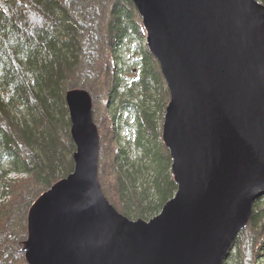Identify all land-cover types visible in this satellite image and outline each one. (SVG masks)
Wrapping results in <instances>:
<instances>
[{
    "label": "water",
    "instance_id": "95a60500",
    "mask_svg": "<svg viewBox=\"0 0 264 264\" xmlns=\"http://www.w3.org/2000/svg\"><path fill=\"white\" fill-rule=\"evenodd\" d=\"M132 2L169 89L177 191L148 220L118 212L99 182L92 95L71 89L75 166L29 210V264H225L264 196V3Z\"/></svg>",
    "mask_w": 264,
    "mask_h": 264
},
{
    "label": "trees",
    "instance_id": "16d2710c",
    "mask_svg": "<svg viewBox=\"0 0 264 264\" xmlns=\"http://www.w3.org/2000/svg\"><path fill=\"white\" fill-rule=\"evenodd\" d=\"M80 1L0 0V189L14 191L12 200L0 206V210H6L0 218V231L12 230L8 227L12 214L30 210L46 189L74 170L76 145L66 102V93L74 88H85L91 93L95 121L104 117L112 119L120 130L132 128L131 135L126 140L119 139L117 144V172L112 179L118 189L111 198L120 199L116 203L125 215L148 220L177 191L172 159L159 133L158 114L166 111L170 95L159 80L160 71H153L159 64L149 48L138 50V26L143 21L137 8L132 0H110V5L105 0H84L89 2L84 8H95L97 13L95 24L91 25L92 22L84 23L78 18ZM14 17L18 19L15 26ZM26 22L34 28L22 27ZM92 28L98 29L100 35L97 30L90 33ZM36 29L43 30L33 34ZM90 34L99 39L102 52L97 56L101 66L88 63L87 68L84 48ZM88 54L91 56L92 52ZM108 62L115 77L110 87L106 84L109 71L103 68ZM92 71L98 74L96 78ZM129 117L134 124L128 125ZM23 172L30 177H7ZM32 177L39 180L37 185L31 183ZM19 198L22 201H16ZM262 203L255 204L249 225L261 222L264 228V216L260 218ZM27 231L28 227L26 235ZM240 234L228 250L225 264H241L233 257L234 252H240ZM12 235L18 240L12 241L16 249L8 246L15 251L10 261L29 264L20 252L26 241L22 240L24 235L16 231ZM252 237V254L243 264H255L252 260L259 254L264 260V236L258 233ZM7 240L3 235L0 244L8 245Z\"/></svg>",
    "mask_w": 264,
    "mask_h": 264
},
{
    "label": "rangeland",
    "instance_id": "374dc122",
    "mask_svg": "<svg viewBox=\"0 0 264 264\" xmlns=\"http://www.w3.org/2000/svg\"><path fill=\"white\" fill-rule=\"evenodd\" d=\"M105 1H107L109 5L112 4V2L110 0H105ZM107 2H105V3H107ZM69 4H72V2H69ZM88 4H89V2L81 0L80 3L77 4L78 5V11H80V12L77 11V15H79L78 18L82 22H84V23L86 22L88 24H89V22H92L91 25H94L95 21H96L95 15H97V13H96L95 8L92 10H90V9L86 10L84 7H86ZM101 8H102V5L100 6V9ZM17 20H18L17 17L13 18L14 26H15V22H17ZM41 21L44 22V19L42 18ZM38 22L40 23V21H38ZM27 24L28 23L26 22V24L22 27H24L26 29L27 28H34L32 24H30V25L29 24L27 25ZM97 24H98V21H97ZM40 30H43V29H40ZM40 30L36 29L35 31H32V32L34 34V33L40 32ZM96 30H97V34H99L98 29H96V28H92L90 33L95 32ZM138 32H139V41H138L139 49L138 50L139 51H144L145 49L148 50L149 47L147 45V30L143 26V24H142V26H138ZM100 33H101V31H100ZM85 44H88L84 48L85 49L84 58H85L86 67L88 68V63H94V64L96 63L95 64L96 66L97 65L101 66L100 65L101 59H99V57L97 56V55H99L98 53L102 52L101 48L99 47V39L90 34L88 36V40H86V38H85ZM88 52H90V53L92 52V55L89 56ZM153 58L156 60V58L154 56H153ZM153 58L151 60H154ZM105 60H106V58H105ZM105 60H104V63L106 62ZM112 61H111V63H113ZM111 63L108 62L107 65L103 66L104 70L106 69L109 71L107 73L108 77L106 80V84L109 85V87L115 83L114 69L112 68V65H110ZM149 65H151L150 61H149ZM158 70L160 71V76H161L159 80L164 83V87L167 88V90L169 92L167 84L164 80L165 77H163V75L161 73L160 66L158 69L153 70V71H158ZM92 74L95 75V78L98 76V74H96V72H94V71H92ZM109 87L107 88L108 91L106 92L107 93L106 96H109V90H110ZM165 88H164V90H165ZM66 95H67V93H66ZM103 96L105 99V94ZM158 98H160V96H158ZM103 107H104V111H103V114H104L107 106L105 105ZM164 113H163V111H159V114H158L159 118L161 119L159 122V133H161V136H162L163 121H164V116H165ZM134 116H135V114L132 117H134ZM131 119H132L131 117H129L127 119L128 125L134 124L135 121H132ZM98 121L96 120V124L98 125L99 132L101 133L100 135H101L102 140H103L101 143V151H100V153H101L100 158H101L102 163L100 162V164H99V182H100L103 194L108 199L110 204H112V206L118 212L125 215V213L122 211V209L120 207V204L116 203V201H119L120 199L119 200H116V199L112 200V198H111V197H113V195H111V194L115 190L118 189L117 185L115 184L114 181H112V179L115 176V173L117 172V168H115V165H116L115 163L117 160L116 156L119 152V148H118L117 144L119 145V143H120L119 139L123 141V140H126L127 136L131 135L130 130H132V128L130 127V128H125V129L120 130V129H118L117 125L114 124V121L112 119H109V118L103 117ZM124 124L125 123H123V125ZM169 156H170V159H172L170 152H169ZM32 171H34V168L32 169ZM171 172H172V169H171ZM7 177H8V179L12 178V179L19 180V179L29 178L30 175H29V173H24V172L23 173H10V175L8 174ZM7 177H6V179H7ZM38 182H39V180L37 179V177H32L31 183L33 185H37ZM3 184H5V182H3ZM13 192L11 191L10 188L9 189H3V188L0 189V206L2 205V203H8L12 200ZM16 201H22V199L19 198ZM260 201L261 202L263 201V203L261 204V208H263V210H262V214L260 217V218H263V216H264V207H263L264 206V196L259 199V202ZM14 205L15 204L13 203V206ZM28 211L22 210L18 214H12L13 216L11 217V220H10L11 222L10 221H9L10 223L8 222V227H10L12 230H9L6 228L4 230L5 233H2L4 231H0V242H2L3 235L7 236L9 238V241L7 240V242L8 243L10 242L8 245L6 242H4L5 243L4 245L0 244V250H1L0 258L2 256V260L0 259V264H13V262L10 261L11 260L10 257H12L15 254V251L8 248V246L10 245L16 249L17 245H15L13 242L18 240V237H13L12 231H16L20 234H23L24 236H22V240H27L28 234L26 235V228L28 226V216H26V215H28V213H29ZM5 213H6V210L4 208L1 209L0 210V218H3ZM16 215L18 216L19 219H17ZM253 224L254 223H251L248 227H246V229L243 232L241 231L242 232V233L240 232L241 234L239 233L240 236H239L238 241H239L240 252H238V253L234 252L233 257H235L236 261H241V264H243L242 261H249L250 256L252 254L251 253V251H252L251 246H252V243L255 241V239L252 236L257 235L258 233H260L264 236L263 224L261 222L255 223L254 225ZM262 229H263V231H262ZM261 231L263 233H261ZM27 233H28V231H27ZM4 239H6V237H4ZM20 252L22 255L25 256L24 252H22V251H20ZM246 256L247 257L249 256L248 260H247ZM261 256L262 255H260V254L256 255L252 261H254L255 264H264L263 263L264 260H262L263 256L262 257ZM24 260L27 261L26 257ZM245 264H247V263L245 262Z\"/></svg>",
    "mask_w": 264,
    "mask_h": 264
},
{
    "label": "bare ground",
    "instance_id": "6f19581e",
    "mask_svg": "<svg viewBox=\"0 0 264 264\" xmlns=\"http://www.w3.org/2000/svg\"><path fill=\"white\" fill-rule=\"evenodd\" d=\"M172 163H173V162H172ZM171 169H172V165H171ZM251 218H252V217H251ZM250 221H251V219H250ZM250 221H249V223H250ZM249 223L247 224V226L249 225ZM247 226H246V227H247ZM246 227H244V229H245ZM244 229H243V230H244ZM243 230H241V231H243ZM241 231H240V232H241Z\"/></svg>",
    "mask_w": 264,
    "mask_h": 264
}]
</instances>
